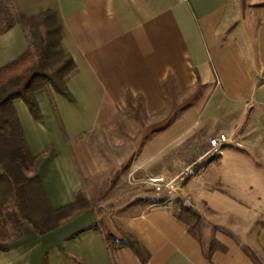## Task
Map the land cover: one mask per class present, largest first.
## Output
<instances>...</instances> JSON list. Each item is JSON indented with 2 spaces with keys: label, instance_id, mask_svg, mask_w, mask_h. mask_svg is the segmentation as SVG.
I'll list each match as a JSON object with an SVG mask.
<instances>
[{
  "label": "crops",
  "instance_id": "obj_1",
  "mask_svg": "<svg viewBox=\"0 0 264 264\" xmlns=\"http://www.w3.org/2000/svg\"><path fill=\"white\" fill-rule=\"evenodd\" d=\"M9 1L26 17L54 11L76 65L71 99L51 86L36 92L41 120L14 102L29 152L44 154L38 174L54 209L74 204L101 174L90 136L127 108V92L159 120L138 141L136 187L149 174H178L220 134L234 144L197 167L177 196L213 231L189 230L164 203L116 215L87 208L44 235L25 222L0 264H264V211L253 208L264 200V0ZM30 44L19 23L0 32V69ZM179 95L187 105L176 104Z\"/></svg>",
  "mask_w": 264,
  "mask_h": 264
},
{
  "label": "trees",
  "instance_id": "obj_2",
  "mask_svg": "<svg viewBox=\"0 0 264 264\" xmlns=\"http://www.w3.org/2000/svg\"><path fill=\"white\" fill-rule=\"evenodd\" d=\"M2 11L0 7V13ZM14 23L25 28L31 44L23 57L0 69V251L3 252H8L10 243L21 237L25 222L37 233L44 235L89 207L87 200L80 197V194L72 205L60 209L51 206L38 174V166L44 154L34 157L29 152L14 105L16 100H22L32 117L41 120L37 91L51 86L57 94L71 99L66 80L75 71L76 65L64 51L62 25L54 11L34 17L12 12L4 28ZM125 99L128 102L134 100L128 92ZM11 202L15 209L5 217L4 212ZM179 208L176 214L179 221L189 230L201 234L202 216L182 203ZM8 223L15 226L14 239H10ZM92 228H97V225L88 229ZM106 236L107 240L112 241L110 233ZM126 236L134 251L142 256L138 241L130 235Z\"/></svg>",
  "mask_w": 264,
  "mask_h": 264
},
{
  "label": "rangeland",
  "instance_id": "obj_3",
  "mask_svg": "<svg viewBox=\"0 0 264 264\" xmlns=\"http://www.w3.org/2000/svg\"><path fill=\"white\" fill-rule=\"evenodd\" d=\"M0 1L2 2L0 3V7L3 10L0 13L1 28L5 26L6 19L10 16L12 11L9 0ZM5 9L8 10V13H5ZM187 103V96H177L176 104H178V106L183 107L187 105ZM169 105H171L170 101ZM175 110L176 109H170L165 114V119L167 116H171L170 113L173 112H176L177 115L181 114L184 109L180 108L179 110ZM156 122L159 124V120L154 118L150 119L145 115L141 100L136 99L130 101L127 108L119 112L111 123L101 127L90 136V144L100 164L101 174L95 179L88 181L86 183V188L79 192L80 197L87 200L88 209H97L116 215L117 212L130 204H142L145 205V208H151L156 204L159 205L160 201H163L165 205H169L175 213H178L181 203L184 206L189 205H185V203L187 204L185 199L177 197L167 198L155 194L144 187H136L134 186L135 184H133L135 177L133 178V175L129 177L134 167L135 160L141 151L140 142L138 141L144 138L145 135L151 136V131L158 128V124H155ZM212 160L214 161V159ZM215 160H218V158ZM143 174L139 176V179L143 178ZM149 176L152 175L149 174ZM189 176L185 177L184 182ZM254 192L255 191H253V193ZM242 193L253 195L252 191L248 190H244ZM87 197H89L90 200ZM253 208L264 211V200L260 201L257 206ZM14 209L15 205L11 202L4 212L5 217ZM202 229L203 231H205V229L213 231V228L205 221L202 222ZM7 230L10 232V239H14L16 237L15 226L8 223Z\"/></svg>",
  "mask_w": 264,
  "mask_h": 264
},
{
  "label": "built area",
  "instance_id": "obj_4",
  "mask_svg": "<svg viewBox=\"0 0 264 264\" xmlns=\"http://www.w3.org/2000/svg\"><path fill=\"white\" fill-rule=\"evenodd\" d=\"M233 144L227 135L220 134L209 141V148L205 152L189 161L178 174L152 175L143 179L142 183L155 194L175 198L182 193V182L186 176L192 175L203 162L221 157L225 148Z\"/></svg>",
  "mask_w": 264,
  "mask_h": 264
}]
</instances>
